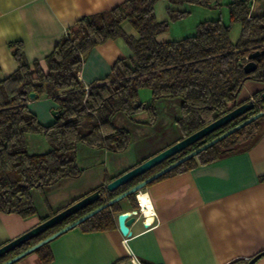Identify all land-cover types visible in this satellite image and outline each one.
<instances>
[{
    "label": "trees",
    "instance_id": "1",
    "mask_svg": "<svg viewBox=\"0 0 264 264\" xmlns=\"http://www.w3.org/2000/svg\"><path fill=\"white\" fill-rule=\"evenodd\" d=\"M158 1L125 0L109 10L82 16L67 28L43 62H29L23 44L11 43L17 68L0 80V212L31 217L37 213L33 190L43 191L61 179L80 177L84 168L78 163L79 144L115 153L125 151L131 134L115 123L118 114L153 126L158 119V100L178 99L179 114L174 123L182 138L236 107L246 81L264 82V53L254 59V71L246 73L243 68L250 51L264 50V12L253 15L247 0H228V23L221 17L205 19L198 22L193 34L159 40L158 35L168 30L169 20L188 13L173 5L189 3L217 8L221 4L220 0H167L171 4L166 8L168 19L158 20ZM126 22L136 35L125 30ZM236 23L240 24V33L233 41L230 33ZM117 38L123 39L131 54L117 58L108 74L89 83L86 90L78 77L86 54L94 46ZM140 88L150 90L148 103L140 100ZM31 92L36 97L47 95L55 102L59 115L53 122L42 123L29 108ZM254 100L256 105L247 116L264 109L259 92L254 94ZM140 114L143 117L137 118ZM241 120H232L113 192L98 186L102 190L100 199L0 256V264ZM258 125L255 119L156 179L242 151L259 138ZM27 134L43 137L49 149L31 152ZM129 198L135 201L134 209H138L134 194ZM119 211L116 202L78 226L84 232L112 229ZM53 214L50 212L43 220ZM33 252L43 263L52 259L48 243Z\"/></svg>",
    "mask_w": 264,
    "mask_h": 264
},
{
    "label": "crops",
    "instance_id": "2",
    "mask_svg": "<svg viewBox=\"0 0 264 264\" xmlns=\"http://www.w3.org/2000/svg\"><path fill=\"white\" fill-rule=\"evenodd\" d=\"M124 1L0 0V80L17 68L12 42L23 44L29 62L35 59L43 62L77 19L109 10ZM162 1L167 15L163 20H166V8L171 4L167 0L157 3ZM254 5L259 14L264 12V0ZM181 6L173 5V8ZM123 26L127 32L136 35L129 23ZM163 34H159L158 39ZM130 54L122 38L106 40L86 54L78 77L88 86L106 76L117 58ZM262 90L264 82L248 80L238 100L247 101ZM140 100L148 103L150 98ZM27 105L42 123L55 120L51 111L58 108L51 97L34 96L29 98ZM178 105V99L164 102L163 115L158 112L155 124L158 131L146 134L149 135L147 139L155 140L151 148L143 150L144 145L137 146L142 140H137L136 145L131 141L129 147L119 153L85 145L80 148L83 144H79L77 158L84 172L78 178H64L50 186V189L61 187L64 190L58 195H45L49 205L51 200L62 195L60 199L64 198L68 206L83 194L102 187L109 178L179 140L181 135L174 123L179 113ZM114 120L128 130L133 125H146L130 119L128 122L118 115ZM103 159L112 166L111 173L101 167ZM91 170H95L92 181L85 185L83 180ZM143 191L149 197L155 216H148L150 211H145L147 215L139 212L129 226L130 236L121 234L116 214L112 229L84 232L76 226L49 241L52 254L49 263H43L36 252H31L20 258L17 264H246L254 255L264 251V132L242 151L153 180ZM31 193L37 209L35 215L22 218L15 213L0 212V245L47 216V212L39 211L33 191ZM134 204L132 198L118 202L119 212L134 209ZM150 221L155 225L150 226ZM253 264H264V255Z\"/></svg>",
    "mask_w": 264,
    "mask_h": 264
},
{
    "label": "water",
    "instance_id": "3",
    "mask_svg": "<svg viewBox=\"0 0 264 264\" xmlns=\"http://www.w3.org/2000/svg\"><path fill=\"white\" fill-rule=\"evenodd\" d=\"M261 53H264V50H252L249 52L247 58L248 61L244 64L243 68L246 73L252 72L256 69V62L255 58L258 57ZM261 101H264V90L259 91ZM255 94V93H254ZM254 94L251 95L249 100L241 101L238 100V104L236 107L231 109L230 111L226 112L225 114L219 116L218 118L214 119L213 121L209 122L202 128L196 130L195 132L180 138L176 142L170 144L169 146L163 148L162 150L154 153L153 155L145 158L138 164L134 165L133 167L125 170L121 174L115 176L112 180L107 182L102 186V189H105L109 192L115 191L118 187L124 185L125 183L129 182L130 180L146 173L147 171L157 167L162 162L166 161L167 159L175 156L180 151L184 150L185 148L189 147L195 142L200 141L205 136L209 135L210 133L214 132L215 130L219 129L220 127L224 126L225 124L231 122L236 118L242 119L239 123L234 125L233 127L229 128L228 130L224 131L223 133L219 134L218 136L210 139L209 141L203 143L199 147L193 149L192 151L188 152L187 154L179 157L178 159L172 161L171 163L167 164L166 166L162 167L161 169L155 171L154 173L150 174L149 176L145 177L144 179L140 180L139 182L135 183L134 185L130 186L126 190L116 194L106 202L102 203L101 205L93 208L92 210L88 211L87 213L81 215L80 217L76 218L75 220L71 221L70 223L64 225L63 227L57 229L53 233L47 235L46 237L42 238L41 240L37 241L36 243L32 244L31 246L27 247L23 251L19 252L18 254L14 255L10 259L6 260L1 264H11L20 258L28 255L29 253L36 250L38 247L42 246L45 243H48L55 237L63 234L64 232L78 226L81 222L86 220L87 218L91 217L95 213L99 212L100 210L109 207L110 205L119 202L123 199H128L130 195L136 194L139 191H142L150 182L155 180L156 178L160 177L167 171L171 170L172 168L176 167L177 165L181 164L182 162L194 157L199 152L203 151L204 149L210 147L214 143L218 142L219 140L225 138L226 136L230 135L231 133L237 131L241 127L245 126L246 124L254 121L255 119L259 118L260 116L264 115V109L260 110L259 112L247 116L248 112L254 109L256 105V101L254 100ZM36 96L34 92L29 94V98H33ZM52 114L54 118H57L59 115V110H52ZM101 190L96 188L93 191L83 195L82 197L74 200L68 206L58 210L53 215L47 217L46 219L42 220L35 226L29 228L28 230L22 232L15 238L3 243L0 245V256L4 255L5 253L13 250L14 248L24 244L25 242L31 240L32 238L38 236L39 234L47 231L48 229L54 227L55 225L59 224L66 218L70 217L71 215L77 213L81 209L87 207L88 205L93 204L95 201L100 199L101 197ZM139 211L138 209H131L125 210L117 213V226L120 230L121 234L124 237H128L131 235L130 231V224L132 221L135 220L136 216H138ZM264 255V251H261L254 255L252 258L248 260L246 264H253L258 258Z\"/></svg>",
    "mask_w": 264,
    "mask_h": 264
},
{
    "label": "rangeland",
    "instance_id": "4",
    "mask_svg": "<svg viewBox=\"0 0 264 264\" xmlns=\"http://www.w3.org/2000/svg\"><path fill=\"white\" fill-rule=\"evenodd\" d=\"M258 1L259 0H256L251 4V14H253V15L259 14L258 10L256 9V5H254L255 2H258ZM227 2H228V0H220L221 5L217 8H212L209 6H202V5H198V4H195V5L189 4V3L183 4L181 6V8H179V9H185L188 11V13L186 15H184L182 18H179L177 20H172V21L169 20L168 30L166 32H164V34L162 33L163 35H161L159 37V40H167V39H169V37H174V36H180V35H186V34L188 35V33H191L192 31L195 30L198 22L205 20V19H215L217 17H221V19L225 23H228L229 18H228V8L226 5ZM156 16H157L158 20H163L167 17L163 1L161 3L159 2L156 4ZM124 24H126V23H124ZM239 33H240V24L236 23L232 26L230 38L233 41H236L238 36H239ZM139 97L142 100L150 98L151 97L150 90L148 88H140ZM169 101L170 100H168V99L158 100L156 105H157V110L159 112V115H161V116L163 115V104H164V102H169ZM118 116L125 118L129 122V119H127V117L124 116L123 114H118ZM142 117H143V114H140L137 116V118H142ZM257 122L259 123L258 129H257V134H260V133L264 132V115L257 118ZM129 131L131 134L132 143L136 145V142H138L137 140H142L139 143L140 145H137V146H143L144 145V147H142L144 150L147 148H151L155 144L154 139H152V140L150 138L147 139V137H149V135L152 131L153 132L158 131V127L156 125L155 126H149V125L135 126V125H133ZM146 134H149V135H146ZM167 134L168 133L166 132V135ZM202 140L203 139H201L200 141H202ZM26 141L28 144V148L30 149L31 152H33V151L44 152V151L49 149L48 143L41 136L27 134L26 135ZM157 142H159V141H156V143ZM83 147H84V145H81L80 148H83ZM186 149L187 148H185L184 150H186ZM81 153H82V151L80 152V155L82 156ZM173 157H175V156H173ZM103 161H104V164H103V166H102V164H100L101 167L106 169L108 173H111L112 166L109 164V162L106 159H103ZM85 163L86 162H84V164ZM93 171H95V170H91L90 173H87V175H85V178L83 180L85 185H87L88 182L92 181ZM52 188L53 189H50V186L45 187V189H43V191H39V192L36 190H33V197L35 199V202H36L40 212H43V213L47 212V214H49L50 212L55 213L58 211V209H60L59 207L63 208L64 207L63 205H65V207H66L67 204L65 201H63L64 198L60 199V197L62 196L61 195L60 197L58 196L59 198L55 197L54 200H51L50 203H51V206L53 209L51 208L49 203L46 201L45 195L46 196L47 195L49 196L51 194L58 195V193H60V192H62V190H64V188H61V187L60 188L59 187H52ZM123 200H125V199H123ZM123 200H120V201H123Z\"/></svg>",
    "mask_w": 264,
    "mask_h": 264
},
{
    "label": "bare ground",
    "instance_id": "5",
    "mask_svg": "<svg viewBox=\"0 0 264 264\" xmlns=\"http://www.w3.org/2000/svg\"><path fill=\"white\" fill-rule=\"evenodd\" d=\"M137 198L140 201L144 211H151L152 210L151 209V203L148 199L149 197L147 196V194L144 191H139L137 193Z\"/></svg>",
    "mask_w": 264,
    "mask_h": 264
},
{
    "label": "built area",
    "instance_id": "6",
    "mask_svg": "<svg viewBox=\"0 0 264 264\" xmlns=\"http://www.w3.org/2000/svg\"><path fill=\"white\" fill-rule=\"evenodd\" d=\"M248 2H250L251 4L254 2V1H256V0H247ZM85 88H86V90L88 89V86L86 85L85 86ZM250 98H252V97H250ZM136 200H137V205H138V211L141 213H143L144 215H147V213L143 210V207H142V205H141V203H140V201L138 200V198H137V194H136ZM152 209V208H151ZM148 216H150V217H152V216H155V214H154V212L151 210L150 212H148ZM146 222V221H145ZM148 224H150V226H153V225H155V222H153V221H150V222H148Z\"/></svg>",
    "mask_w": 264,
    "mask_h": 264
},
{
    "label": "flooded vegetation",
    "instance_id": "7",
    "mask_svg": "<svg viewBox=\"0 0 264 264\" xmlns=\"http://www.w3.org/2000/svg\"><path fill=\"white\" fill-rule=\"evenodd\" d=\"M101 192H102V190H101Z\"/></svg>",
    "mask_w": 264,
    "mask_h": 264
}]
</instances>
